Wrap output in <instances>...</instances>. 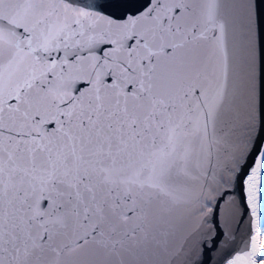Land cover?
<instances>
[{"label": "snow or ice", "instance_id": "snow-or-ice-1", "mask_svg": "<svg viewBox=\"0 0 264 264\" xmlns=\"http://www.w3.org/2000/svg\"><path fill=\"white\" fill-rule=\"evenodd\" d=\"M0 264H264V0H0Z\"/></svg>", "mask_w": 264, "mask_h": 264}]
</instances>
